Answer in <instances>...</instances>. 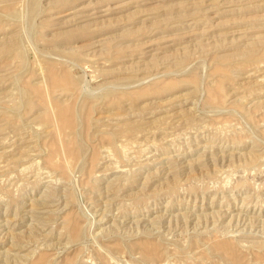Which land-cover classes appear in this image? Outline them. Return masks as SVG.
<instances>
[{"label": "rangeland", "instance_id": "obj_1", "mask_svg": "<svg viewBox=\"0 0 264 264\" xmlns=\"http://www.w3.org/2000/svg\"><path fill=\"white\" fill-rule=\"evenodd\" d=\"M0 264H264V0H0Z\"/></svg>", "mask_w": 264, "mask_h": 264}]
</instances>
